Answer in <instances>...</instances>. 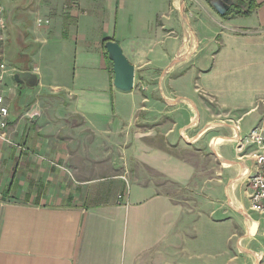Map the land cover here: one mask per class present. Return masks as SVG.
I'll return each instance as SVG.
<instances>
[{"label":"crops","instance_id":"1","mask_svg":"<svg viewBox=\"0 0 264 264\" xmlns=\"http://www.w3.org/2000/svg\"><path fill=\"white\" fill-rule=\"evenodd\" d=\"M254 1L250 16L230 19L212 0H4L23 56L57 43L49 56L73 69L9 66L0 264H264V216L247 184L256 148L239 146L264 117V0ZM105 41L135 67L133 91L115 88ZM18 73L31 78L17 83ZM140 120L164 128L126 136ZM93 136L118 139L149 174L84 178L94 169L73 138ZM192 151L221 170L196 206L160 189L207 184Z\"/></svg>","mask_w":264,"mask_h":264},{"label":"rangeland","instance_id":"2","mask_svg":"<svg viewBox=\"0 0 264 264\" xmlns=\"http://www.w3.org/2000/svg\"><path fill=\"white\" fill-rule=\"evenodd\" d=\"M212 2L214 3L215 0H212ZM235 2L236 1L229 0V3H231L230 6L234 7ZM1 3L5 7L6 4L4 0H1ZM226 13L228 14L227 18L233 19V18L238 17L235 8H233L231 11H226L225 14ZM8 30H9V34L7 35H9V40L7 39V35H5V39L3 41V51L5 55V60L8 66L22 67L23 65L28 64L32 68L34 67L35 61H40L41 68L45 69V71L51 77L52 75L50 73L51 72L50 68L53 66H59L61 68H64L66 66H69V67L71 66V72H72V69H73L72 60L68 61V64H67V61L63 57L61 61V60H58L57 57L52 58V56H49V53L47 51L48 47L51 45V47L56 48L58 46L57 43H51V44L49 43L48 45L47 44H33L32 48L27 50L23 56V52H22L23 48L18 41L17 29L15 28V26H12L11 24H9ZM40 49H42L41 55L39 52ZM58 50H61V48H59ZM57 54L59 55V53ZM110 66L112 67V64ZM147 82L149 84L154 83V81L150 79L147 80ZM26 94L27 92L26 90H24V95ZM140 122L141 123L137 127H131V128L126 127V130H127L126 136L127 135L129 136L130 132H132L133 136L149 135L150 133H152V131H155V130L159 131V129L164 128V123H160V125H162L160 126L159 124L156 125L155 123L150 124L148 121L140 120ZM74 123L78 124V119H76ZM123 130H125V128H122V131ZM161 138L162 136L159 135L157 137V141H155V144L157 142L160 143ZM73 141H74L73 143L74 146L81 145L85 148V152L87 153L86 157L89 159V163L92 164L91 167L94 169L92 172H89V173L84 172L82 174L83 177L87 178L86 176H88L89 179H93L92 181H94L95 183H99L101 186H103L102 184H105V185L108 184V182L115 176L122 177L127 182H129V180H132L133 178H135L136 175L141 172V169H143L142 166L136 160H134L133 158H129L125 154L123 147H120L117 145L118 139L114 141H106V140L104 141V140L98 139L95 136H93L92 138H89L87 142L79 138H73ZM239 142H240L239 146H241L242 144L250 148V146H248L246 143V138L243 141L239 140ZM202 152L204 151H200L197 153L192 151V152H189L186 155V157L192 159L193 161L197 163V165H199V167H201V169H204V171L200 174L205 175V181H207L206 185L203 184V179L201 178V176H199L198 178L199 180H197L196 178V181L193 182V185L189 186L188 188L184 190L176 189V187L172 185H166L165 181H161L164 183H163V187L160 189L166 190V187H167L170 190H173L174 194H177L179 198L185 201L188 200L190 201V204H194L195 206L197 205L198 202L201 203L202 198L207 199L209 197L208 196V191H209L208 179H214L215 175L216 177H218L217 174H219L221 170H219L220 168L218 167V164H217V161L215 160L214 155L208 152L203 154ZM143 172L146 175L149 174V171L147 169H143ZM224 174H225V171L222 167V174H221L222 176H220L222 178L221 187H223V185H225L226 183L225 181H223L225 179ZM226 175L228 177V174ZM77 179H80V178H77ZM247 184H249L250 186L249 181ZM211 187H214L213 183H211ZM197 197H199L200 199H198ZM239 235H241L240 232H239Z\"/></svg>","mask_w":264,"mask_h":264},{"label":"built area","instance_id":"3","mask_svg":"<svg viewBox=\"0 0 264 264\" xmlns=\"http://www.w3.org/2000/svg\"><path fill=\"white\" fill-rule=\"evenodd\" d=\"M6 29L4 8L0 1V140L10 143L6 136L10 112L4 95L5 79L10 72L3 51ZM33 115L34 114H31V117H33ZM36 115L35 113V116ZM246 143L256 148V171L249 180V188L251 190L249 200L252 210L264 216V117L246 138ZM259 259L260 261H264V254L261 255Z\"/></svg>","mask_w":264,"mask_h":264},{"label":"water","instance_id":"4","mask_svg":"<svg viewBox=\"0 0 264 264\" xmlns=\"http://www.w3.org/2000/svg\"><path fill=\"white\" fill-rule=\"evenodd\" d=\"M230 6H227L223 11H220L222 15L228 11ZM108 58L113 66V84L116 89L123 92H131L135 87V67L130 63L125 56L122 47L119 43L109 41L105 45ZM31 78L30 74L18 73L15 75V81L17 83H23V80Z\"/></svg>","mask_w":264,"mask_h":264},{"label":"trees","instance_id":"5","mask_svg":"<svg viewBox=\"0 0 264 264\" xmlns=\"http://www.w3.org/2000/svg\"><path fill=\"white\" fill-rule=\"evenodd\" d=\"M257 6L258 4L254 0H249V1L236 0V4L234 5L233 8H235L237 15L241 17H248L253 13V11L257 8ZM226 15L227 14H225L224 16ZM106 43H108V41H105L104 45H106ZM109 63L112 64L110 60Z\"/></svg>","mask_w":264,"mask_h":264},{"label":"flooded vegetation","instance_id":"6","mask_svg":"<svg viewBox=\"0 0 264 264\" xmlns=\"http://www.w3.org/2000/svg\"><path fill=\"white\" fill-rule=\"evenodd\" d=\"M229 0H220L218 2H215L214 5L219 11H223L228 5H230ZM236 4V2H235ZM234 4V5H235ZM232 7V6H231Z\"/></svg>","mask_w":264,"mask_h":264},{"label":"bare ground","instance_id":"7","mask_svg":"<svg viewBox=\"0 0 264 264\" xmlns=\"http://www.w3.org/2000/svg\"><path fill=\"white\" fill-rule=\"evenodd\" d=\"M243 172H245V171H243ZM243 174H244V173H243ZM243 174H242V175H243ZM254 226H256V225H254Z\"/></svg>","mask_w":264,"mask_h":264}]
</instances>
